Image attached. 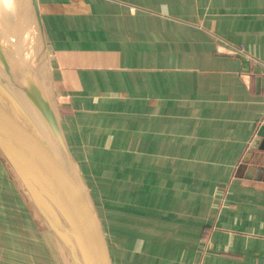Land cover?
<instances>
[{"label": "crops", "instance_id": "1", "mask_svg": "<svg viewBox=\"0 0 264 264\" xmlns=\"http://www.w3.org/2000/svg\"><path fill=\"white\" fill-rule=\"evenodd\" d=\"M37 3L115 264H264V0Z\"/></svg>", "mask_w": 264, "mask_h": 264}, {"label": "water", "instance_id": "2", "mask_svg": "<svg viewBox=\"0 0 264 264\" xmlns=\"http://www.w3.org/2000/svg\"><path fill=\"white\" fill-rule=\"evenodd\" d=\"M25 3L33 22L35 62L24 65L20 72L1 62L6 69L4 76L0 71V79L5 82L0 80V149L14 162V170L63 263L111 264L87 186L71 157L60 124L38 3ZM2 52L0 45V58L5 60ZM250 147L264 151V118Z\"/></svg>", "mask_w": 264, "mask_h": 264}, {"label": "rangeland", "instance_id": "3", "mask_svg": "<svg viewBox=\"0 0 264 264\" xmlns=\"http://www.w3.org/2000/svg\"><path fill=\"white\" fill-rule=\"evenodd\" d=\"M22 1L25 3V0ZM15 2L16 0H0V45L7 65L9 64L12 71L20 72L25 65L24 54L19 44L9 35L7 27ZM23 14L31 22L29 14L24 12ZM2 133L6 136V132ZM83 149L73 146L75 158H79L75 165L87 186L88 199L97 216L110 263L115 264L113 250L115 244L105 231L106 226L103 223L102 189L96 179L95 186H91L93 178L98 177L90 174L88 166L85 165L86 158L80 157L84 153ZM7 202L11 203L8 207ZM40 218L14 170V162L0 149V264H64Z\"/></svg>", "mask_w": 264, "mask_h": 264}, {"label": "bare ground", "instance_id": "4", "mask_svg": "<svg viewBox=\"0 0 264 264\" xmlns=\"http://www.w3.org/2000/svg\"><path fill=\"white\" fill-rule=\"evenodd\" d=\"M23 12L27 13L26 3H24L22 0H16L14 11L9 19L7 27H8V33L11 36V38L17 44H19L20 49L22 53L24 54L25 65H27L28 63L34 64L35 56H36L35 49H37V47L34 44L35 42H34L33 36L31 35V27H32L33 22L32 21L30 22L29 20H27L26 17H24ZM1 62L6 63V61L0 58V71H1V75L4 76L2 72H4V70L6 69V66L2 68ZM28 68L30 69V67ZM34 68L36 69L37 67H34ZM40 73L41 71L40 69H38L37 74H40ZM2 83L4 84L5 82L2 80ZM9 134L10 136H12L11 131H9ZM0 136H2L1 132H0ZM6 144H7V141H6ZM15 152L17 153L18 151H15Z\"/></svg>", "mask_w": 264, "mask_h": 264}]
</instances>
